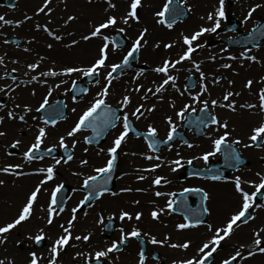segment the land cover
<instances>
[{
  "label": "rangeland",
  "instance_id": "obj_1",
  "mask_svg": "<svg viewBox=\"0 0 264 264\" xmlns=\"http://www.w3.org/2000/svg\"><path fill=\"white\" fill-rule=\"evenodd\" d=\"M1 1V0H0ZM73 0H50V3L48 4V8H51L52 11L50 13L47 12V10H45V12H37V9L42 7L44 4V0H17L16 5L13 8H7L5 7L2 2H0V6L3 7L2 11L0 12V16H3L4 19L6 21H12L11 24H7L4 23V21H0V58H2V63L6 62V58H9L11 54H9L10 52H13L16 54V56L22 60L23 62L26 63L27 65V69L31 71V73L29 74L30 77L29 79H26L25 81V85H27V87L33 84V80L32 77L36 76L37 80H41L44 81L43 79H46V76L41 75L44 72H47L48 70H54L57 73H63V69L67 68V67H78V68H82V69H87L91 63L94 62L95 59L98 58V51H99V47L100 45L102 46L103 44V38L97 42L96 47H95V55L93 57L92 60L83 62L84 67L80 66L82 65V62H76L74 60H70L68 62H64L62 64H60L59 68L56 70L55 68V63L51 62V60L47 61V55L51 54L54 52V49H42V48H36L33 47L31 45L32 42L36 41L37 38L40 37V35L42 36V38L52 41L54 44H56L57 46H59V42L63 39L65 42L64 43V48L65 49H73V52H77L80 48V45L84 42L83 39H81V37L83 35L87 33H89L93 27V25L99 24L101 22H103L108 15H115L117 16V24L113 25V26H109L107 29H102V33L104 36L108 37V43H109V49H108V55L110 53H115L116 54V58L114 59V61H112V63H107V65H111L113 63H117L119 60H121L123 58V55L126 54L127 49H129L130 45L134 42L137 33H140V31L143 28H138V30H136L133 35L132 38L126 34L123 35L126 39V45L125 47L121 48V49H114V47L111 45V36L116 33L119 32V28H122V26L124 25V23L122 22V20L120 19L123 15L126 14V11L128 10L129 7V0H125L123 2V4H120L119 6H116L114 9H109L105 12H103V14H98V16L96 17L95 20L90 21L88 20V17L86 15V6H90V5H95L91 0H79L83 5H85V9L83 12V9H79V13L78 10L75 6H71V2ZM76 1V0H75ZM107 0H104V3H106ZM182 0H178L179 3H181ZM239 0L234 1L233 3H229L227 0H225V4H227L228 6H232L235 2H237ZM144 2V0H141V3ZM183 2V1H182ZM145 3V2H144ZM168 3V0H160L158 2V12L159 11H163L164 10V5ZM107 5V4H105ZM106 8V7H105ZM162 8V9H161ZM143 4L138 7L137 9V13L140 17V12L143 10ZM74 16L76 17L74 20L69 21L67 24H65V21L67 20L68 16ZM77 15H79V19L77 18ZM10 16V17H8ZM30 17V19H25V17ZM35 18V21L33 20ZM261 18H264V15H261L258 17V19L256 20V23L251 26V28L249 29V31L245 32L241 29V23L238 21V19L234 16L231 15V17L228 18V23L230 22L231 19H235V21H237V24H239V30L241 33H245L248 34L251 32V30L258 24V22L260 21ZM161 18L159 17V20ZM187 18H185L183 21H185ZM16 21H20L19 24L16 23ZM140 21V20H139ZM178 22V23H182ZM134 22V23H140V22H136L133 20H130L129 23ZM88 23V25L90 24V28H88L86 30V24ZM227 23V25H228ZM160 27L163 28H168L166 24L164 23H157ZM177 23H174L173 25H175ZM37 25H41L40 28H37ZM47 26L52 32H55L57 35L61 36V40L57 41L56 39H54L53 36L49 35L48 32H45L43 29V26ZM67 25L68 28L70 30L67 31V33H64L61 29H63V26ZM142 26V24H140ZM226 25V26H227ZM19 26L21 27V29L23 30L22 33H13V34H6V28L10 27L11 29H18ZM223 27V26H222ZM225 27V26H224ZM221 28V27H220ZM31 29L33 30V33H31ZM121 33V32H119ZM121 34H125V32H122ZM216 43L215 41H209V42H202L199 43L202 45V47H200L199 49H203L205 48L208 51V55L207 60H205L206 62H210V63H216L217 65H215L213 68H210V70L213 71V73H211V79L212 82L217 78L220 77V80L218 83H213L215 86L216 85H221V83H224V85L222 84V86L224 87V89H215L212 87L208 88L207 86V92H204L201 94L200 99L202 100H207L209 102V112L211 115L216 116V118L221 121H227L228 124V128L224 129V128H220L218 124H214L213 126H210L206 131H205V135L201 138H194L191 134L185 133V137H187L188 144H191L192 147H189L188 144H185L183 142H176L175 148H171L167 147V148H163L161 150V152H159L158 154H152V159H154L152 162H149V156H143L142 154L140 156H129V146L128 143L124 144L123 148H120L118 150L119 153V163H118V169H121L124 162H126L128 160L129 157L131 158H136L138 159V162L132 164V165H136L135 168H138L139 166H146L148 168H152L151 171V184H152V189L150 192L151 195V203H147L146 205H144L146 207L145 210H142L140 208H136V211L131 212L130 210H128L127 208H118L119 212L118 214H120L121 210L124 211H128L130 213H135V212H141L142 216H147V217H151V213L153 211H157L158 212V218H160L159 220L161 221V214L162 212H160V209H164L167 211V202L169 203L171 201L172 198V194L174 193V189H170L167 188L165 185H163L165 182V173L164 171H172V167L176 166L175 164L172 163V161H176L179 160L180 161V165H182L183 163H188L189 160H191V165L193 166H199L200 168H205L208 166V164L210 162H215L217 163L219 160V154L218 152L215 153V155L209 156L208 160L205 161L202 157L205 153L207 152H214V146L212 141L216 138H218L220 135H223V133L225 131L229 132V136L227 137V140L229 143H231L233 140L239 139L241 141L240 144H233V146H235L239 152L241 153V155L245 158H247L245 151L249 149V151L252 152V158L251 159H247V166L240 168L239 170L232 172L230 174L227 175V178H224L222 180H220L219 182H212L211 180L205 179V180H199V188L203 189L206 192V188L203 186V184H208L210 187H212L214 189V191L217 193L218 197L221 199L224 196V193H226L227 195V199L225 200H221L220 201V206L222 207V211L220 213V211L218 210V216L216 219H214V222L212 224L213 226V231L215 230V228H222L225 226L226 222L228 221V219L238 210H240L241 207V195L240 193L236 192L235 190V180L234 178L239 176L241 178V187L247 191L250 195L251 193L256 191L255 188V184H258L260 182V176H258L257 174L254 173V175H249L246 172H249L250 170L254 169L255 170V166L257 162H260L261 164L258 166V171H256V173H260L261 175H264V144H260L259 148H256L254 146V144H252L251 140L249 139V137L252 135V129L255 127H258L260 125L261 122H264V110H261L259 107L260 101H259V95L260 92L259 90L261 88H264V82L261 85H258L255 89V91L253 90L251 95H246L245 93L242 92L241 88L243 86L246 85V82L248 81V76L246 73H242L239 74L238 70L233 67H223V65H225L226 61L227 64L229 65L228 62L231 61V59L229 58L230 56H232V49H229L225 46V44L223 43L224 40L230 39V38H235L237 35L235 34H224L221 29H218L216 32ZM64 36V37H63ZM35 39V40H34ZM12 40L17 41L18 43H13ZM62 40V41H63ZM72 40H77L78 43L73 45L71 43ZM7 41V42H6ZM197 43V42H196ZM159 45L158 47H161L162 49H167L164 47L165 44H172V42L167 41H160V40H156L154 42H152V46L154 47V49L157 47L156 45ZM181 46V48L179 49V54H177V58L179 57V55H181L183 53V51L186 48V45L184 44V42H180L179 44ZM157 47V48H158ZM9 48V49H8ZM152 49V48H151ZM215 52H214V51ZM251 52L248 53V56H255L257 58L256 61H251L249 59H245L244 56H241V53H244V50H239L237 52V57L238 60L241 61V63H246V65L253 69L254 71H257L258 73H264V41L259 44L258 46L254 47L253 49H250ZM257 50H260L258 53H255ZM213 51V52H212ZM139 53L140 50H139ZM195 54V53H194ZM194 54L191 56V64L192 61H198L201 60L199 57H197L196 59L194 58ZM215 57V59H210V57ZM196 57V56H195ZM163 60L164 57H160L157 61L155 60L154 63H152L151 65L148 66H137L135 67V70H138V72H132L134 70H132L131 72H129L131 74V79H132V87L131 89H135L137 88V86L140 87V85H138L137 83H135V80L138 79L139 75L141 74H145L148 71L151 72H155L154 69L158 66H162L163 64ZM37 64L38 67L36 69H30L28 67L29 64ZM199 64V63H198ZM193 65V64H192ZM263 67V69H262ZM41 68V69H40ZM11 69V67H10ZM108 70L109 68L106 66L105 70ZM171 69V68H170ZM169 69V70H170ZM261 69L263 71H261ZM180 71H187V69L185 70H180ZM238 72V73H237ZM15 71H1L0 70V84H7L8 86H4L3 91H0V95H3L2 92H5V95L0 96V117H5V120L7 119L9 122V124H13L15 127H19L22 128L23 130H30L32 125L35 123L36 120H38L41 124L42 127H47V125L45 126V124L42 123V119L40 118V116L36 115V110L39 107V105L41 103H43L45 98H36L34 99V91H30V89L28 91L26 90H21L19 89V85L18 83H14L16 81V75H15ZM157 73V72H156ZM225 74V76H223L222 74ZM227 73H229L231 75V77L228 78ZM76 74H78V76L76 77ZM162 74V76L158 79V81L156 82V84L154 86H156V88L162 84L163 79H164V75L163 73H159ZM71 75V76H70ZM74 75V76H73ZM83 74L81 72H73L71 74H68L67 80L65 81V83L67 84V82L69 81V79L76 80L79 78H81ZM51 76V75H50ZM184 76V74H183ZM190 76H194L196 78V80L198 79V84H196V86L189 90L185 87V79L190 77ZM197 75H193L192 73L189 74H185L184 77V81L180 82V85L176 83V86L178 87L179 91H178V95L181 96V92L184 93V98L182 99L181 102L178 103H174V104H170V103H166V104H162L164 102V96L162 94V91L159 92L158 94L155 95H151V102L149 103V105L147 106V108H151L153 105H155V108L151 111V112H159L160 109H163V107L165 105H167V110L169 112H171V116L174 118L173 121V125L175 126V129H179L181 128V125L177 124L178 121L183 120L185 114L189 113L192 111V109H196L195 113H197L201 108L202 105L199 102H193L192 97L197 95L198 93L201 92V88H200V82H201V77L199 76L196 77ZM13 77L15 79H13ZM52 79L55 76H51ZM257 77L259 78V81H262L261 78L262 76L257 75ZM235 78V80L233 79ZM227 80V81H226ZM229 81H232L231 84H229ZM234 82L238 83V86H233L232 84ZM114 83H112L111 85H113ZM24 85V86H25ZM179 85V86H178ZM71 86V84H70ZM8 87V89H7ZM65 87V86H63ZM153 86L148 85L147 86V90L151 89ZM246 87V86H245ZM51 88H44L43 92H47L49 91ZM111 89V88H109ZM177 89V88H175ZM210 89V91H209ZM234 89L239 93L240 96V101L236 100V95H233L232 97H230V100H234L235 101V111L240 110V112L244 113V112H248V111H254L252 114H256L255 116V120L256 123L248 130H243L240 133L236 134V132H234V129H236L238 127V123H240L238 117L234 118H230L229 116H227L226 119H222L224 118V115H221V113L219 112L218 108V104L221 105H226L228 103V101H224L223 100V96L225 95V93L227 91H231L234 94L236 93L235 91L231 90ZM66 89H63L62 93L65 91ZM27 92V94H32V99L26 101V97H25V93ZM42 92V93H43ZM148 92V91H147ZM17 93V94H16ZM189 93H191V95H189ZM213 93H216L213 95ZM45 94V93H44ZM24 95V96H23ZM211 95V96H210ZM4 96H6V98H4ZM42 96V95H41ZM124 96H126L125 94H123V98ZM7 97L9 98V100H11L12 98V103H8L7 101ZM11 97V98H10ZM58 97V96H57ZM61 99H65L62 98V96L60 97ZM105 98V97H104ZM20 99V100H19ZM34 99V100H33ZM73 101L74 103L76 102V100H72L71 97L67 96V100ZM98 99L96 95H92L89 97V99L85 102L83 101H78L77 100V104L75 105V107L72 109L74 112L71 114V119H69V122L66 126V136H67V132L70 131L72 129V124L74 119L76 118V116L82 112L84 113L88 107L91 106V104ZM181 100V99H180ZM211 100H217L218 104L217 106H213L211 104ZM85 103V104H84ZM111 103V102H108ZM188 104L190 105V107L188 108L187 111L184 112L183 117L178 116L177 113L180 112L181 109L184 108V105ZM246 104H253L256 105V107L254 108H248V107H241V105H246ZM8 106H10L11 108H13V110L15 109L19 111V113L15 112V114L10 118L8 116V113H6V110L8 109ZM25 106H27L28 109H30V113H31V119L32 122H29V124L27 126H23V122L19 119L20 115H23V110L25 109ZM139 106V104L136 102L134 104H132V106L130 107L129 111L130 113H132L133 108H137ZM221 107V106H220ZM78 108V110H77ZM223 110H227V111H232V109L227 108V107H222ZM122 110V109H121ZM26 111V110H24ZM28 111V110H27ZM143 111V110H142ZM238 112V111H237ZM5 120L3 119L2 121H0V132H4L5 135L1 136L3 138H6L8 133H12L13 135L9 136L8 141H6V144L8 147H6V150H8L9 145H13L14 146V142L15 141H20L19 144H16L15 147L18 148L19 150H22V152H26L28 150L29 147H31V145L33 143H35V137L36 135H38L39 130L36 131L35 136H33V132L32 130L29 131L26 134H30V137H22L20 134H15L13 132H10L11 129L9 127L8 124L5 123ZM166 127L163 130V132L160 134L159 131L157 130L156 136L157 138H159L160 140H164L167 138V134L170 131L171 126L168 123V120L166 118ZM61 123V122H59ZM136 125V124H135ZM151 125L153 127H156V125L152 122H145L142 125H136V127L143 132H148V126ZM54 126H51L50 128H53ZM121 126L118 127V129L116 130V133H119ZM38 129H40V127H38ZM50 136L49 132H46V135ZM59 135V134H58ZM58 135L52 136L50 138H46L45 137V141L41 143L40 147L42 149L44 148H52L54 146V149L57 150L59 152L58 155V159L61 158V152L63 149H68L71 152V156L73 157V149L71 146V143L66 141L65 139V145L66 147H61L60 146V138L58 137ZM264 135V134H262ZM115 136H110L108 139L105 140V142L102 144L104 150L108 149L112 142L114 141ZM131 139L134 140V138H132L131 136H129ZM22 138V139H19ZM86 137H84V143H86ZM58 140V143H57ZM139 142V145L141 147V149L144 148V150L146 151L147 149V145H145L142 141H137ZM138 144V143H137ZM252 144V146L250 147H245V145H249ZM173 145V144H172ZM21 147V149H20ZM2 150L3 148H5L4 146H1ZM183 149L182 152H180V149ZM188 150H192L193 153L187 154L186 151ZM163 151H167L165 153V155L161 154ZM134 152V151H133ZM171 152H173L172 154H170ZM7 154H10L8 152H6ZM170 154V155H169ZM14 155V154H11ZM159 156L160 159H156L155 157ZM193 157H196V159H193ZM140 158V159H139ZM144 158V159H142ZM24 159L25 156H24ZM56 159V158H53ZM26 161H28L26 159ZM158 161V162H157ZM30 162V161H29ZM103 163V160L97 164V166H100ZM1 168L7 166V165H12L10 163H5L2 162L0 163ZM72 164V163H71ZM189 164V163H188ZM17 165V164H16ZM154 165H159V167H155L153 169ZM61 169V167H59ZM71 167H66V169H70ZM59 169V170H60ZM12 172V173H11ZM11 172L5 173L0 171V180H2L4 183V185H13V181L15 179H17V175L15 174L16 172H14L13 170ZM246 173V174H245ZM159 176L162 177V181L159 185L154 184L153 181L155 180V178ZM227 180V182H226ZM56 183H59L58 181ZM34 185V184H33ZM33 186H29L26 189H28L27 191H23L25 193H23V200L25 201L27 199V197L29 196V191L31 192V188ZM51 187V186H50ZM135 188V185H134ZM127 189V188H124ZM138 188H135L133 191H135L136 193H139V191L137 190ZM261 191L264 192V188L261 189ZM160 192L162 193V195L157 196L156 193ZM232 194H234L235 196H233ZM80 197V196H79ZM78 197V198H79ZM77 198V199H78ZM80 200V198H79ZM155 200H159L162 201L163 200V206L160 203L159 208L155 206V204L152 202ZM209 200V197H208ZM234 200V201H233ZM208 203V202H207ZM136 204V203H135ZM150 205V206H149ZM250 208L249 210L251 211L252 214V219H250V221L247 224H240L239 227L234 226V230L231 233V235L227 238H225L224 241L221 242V246L218 248V250L213 253L212 255V261L209 264H220L222 263L223 260L228 259L230 256L235 254V251L239 248L240 245H244L245 248L241 249L242 255H244L246 257L247 251L251 250L253 252H255V255L252 257H247L245 259H240L237 258L236 260V264H264V253H260L258 251H256V247H255V240L257 238L260 239L261 243L260 246H264V241H262L261 233L264 232V199L262 200V202H255L254 198L252 201H250ZM209 206V204H208ZM209 208V207H208ZM110 212V211H108ZM150 212V214H149ZM168 212V211H167ZM100 216V217H99ZM46 217V215H45ZM78 217H85V212H80L78 213ZM101 217H103V223H100V219ZM176 219L172 220L170 219V221L173 223V226L175 228V230L179 233L183 232L179 238L173 239L172 236L169 232H165L164 230L161 231H155V236L157 240H164L165 237H168V241L165 244H155L156 246L151 250V251H146L145 249V259H148L146 261H150L152 264H173V262L175 261L176 263H180L181 261L185 260V259H190L193 257L199 258L200 253L198 252V248L202 245L203 242L207 241L212 235L213 232H210L207 228V232L205 236H202L200 234V229L202 227H204V225H208L206 222L197 228L194 229H190V230H186V229H178L177 225L182 223L183 220L180 217L175 216ZM158 218H157V222H158ZM64 221L62 220L60 223H62L63 225L67 226L69 218L68 216H64L63 217ZM88 217H86L84 220H87ZM95 221L98 223L99 229L100 231H104V225L106 224L108 219H113L114 224H113V230L120 228V237H121V229H123V234L127 235V233H129L133 227H136L135 225H128V226H124V225H116V219L114 218L113 214H109V213H101L98 214L95 218ZM127 219V218H126ZM45 220V218H44ZM12 220L9 221H5L3 224L1 223L0 226H3L4 224L11 222ZM67 222V223H66ZM158 225V224H157ZM162 226V224H161ZM167 223H164L162 228H166ZM18 227H20L21 229L23 228V226L18 225ZM32 227V226H31ZM29 228L31 230L29 231H24L22 232L23 234L18 235V234H13V236L15 238H18L19 241L17 244H13L12 247L13 250H19L20 247L24 248L25 246H29V250L28 252H40V251H47L48 255H50V259L52 257V253H51V247L54 243V241L61 235H64L65 233L63 232V228L58 231L53 233V235H44V239L43 241L45 242V245H43V248H35V240L30 238V237H35L36 235L40 234V230L42 229L41 227H37V225H35L33 228ZM37 227V228H36ZM251 227V229H250ZM118 230V229H117ZM154 230H156V228H154ZM77 231L72 232V238H70L68 245L71 244L72 240L74 239L75 236H83L85 234H88L86 232H82L80 234L76 233ZM8 234V233H7ZM75 234V235H74ZM16 235V236H15ZM8 236V235H7ZM103 237L106 239L105 242H103L101 244L102 247H89L86 249H83L82 252L84 253L83 257L79 256L82 261L81 263L75 259L74 261H71L72 264H97V261L95 259V252L96 251H100L103 250L104 248L110 246L112 241H119V239L117 237H112L111 233H107L104 234L103 233ZM136 238V237H135ZM50 239V240H49ZM82 240V239H81ZM80 240V241H81ZM129 241H133L134 243H137V241H135L134 237H128ZM22 241H25V243H23ZM83 241V240H82ZM184 241H190V246L187 249H182V248H173L170 247V244H179L182 243ZM126 244V242H125ZM68 245H65L62 249L58 248V255L56 257V261L55 264H59L60 261H62L64 259V249L68 247ZM119 245V244H118ZM67 246V247H66ZM120 247H123L124 245H119ZM146 248V245H145ZM66 252V251H65ZM174 252H176L174 254ZM178 252H181V254H177ZM78 252H75V254H77ZM112 253H114L115 256L110 255L109 254V258L110 260H117L119 261V259L117 258V255H119L118 251H113ZM117 253V254H116ZM156 254V257H154V255ZM39 256V254L37 255ZM139 251L138 253L134 256V262L136 264H139ZM29 254L23 256L22 258V263L21 264H28L29 262ZM43 260L41 261L39 259L40 264H49V260ZM145 261V262H146ZM113 262V261H112ZM101 264H105L104 262V258L101 261Z\"/></svg>",
  "mask_w": 264,
  "mask_h": 264
},
{
  "label": "bare ground",
  "instance_id": "obj_2",
  "mask_svg": "<svg viewBox=\"0 0 264 264\" xmlns=\"http://www.w3.org/2000/svg\"><path fill=\"white\" fill-rule=\"evenodd\" d=\"M95 5H90V6H86V15L88 17L89 22L93 21L96 19V17L98 16V14H103V12L109 10L110 8H108L107 1L106 3H104V0H91ZM125 0H112L113 3H115L116 6H119L120 4H123ZM160 0H144V2L141 3V5L143 4V10L140 12V23H134L131 22L128 25H123L122 28L125 29V34H128L131 38L133 33L138 30V28H147L148 32L145 34L144 39L141 41L142 43V47L140 48V52L137 54V64L140 66H148L151 65L152 63H154V61L158 60L160 57H165L168 58L170 60H175L178 54V51L180 49V42H183V36L188 35L190 36L193 32L199 30V28L201 26L203 27H209L212 25L213 21H209L207 19L208 14L214 13L218 8H219V0H182L181 3L182 5L186 8L187 12H188V16L187 19L185 21H183L182 23H177L175 25H173L172 28H163L160 27L157 23L159 21V17H157L155 14L158 12L159 6H158V2ZM261 5V7L256 8L255 11L252 13L251 17L249 19H245V17L248 15L249 9L253 8L255 5ZM78 7V13H79V9H85V5H83L79 0H73L71 2V6H75ZM106 7V8H105ZM224 8H225V17L221 20V27L226 25L228 23V18L232 16L236 17L238 19V21L241 23V29L245 32L249 31V29L251 28V26H253L256 23V20L258 19L259 16L264 15V0H239L237 2H235L232 6H228L227 4H224ZM162 9V8H161ZM10 17V16H8ZM79 15H77V18L79 19ZM81 18V17H80ZM35 21V18L33 19ZM142 24V26L140 25ZM90 28V24L88 25V23L86 24V30ZM64 33H67L68 30H70L68 28L67 25L63 26V29H61ZM92 30V29H91ZM22 29L18 28V29H11L10 27L6 28V34H13V33H22ZM33 33V30L31 29V33ZM90 33V32H89ZM86 32L85 35L89 34ZM132 34V35H131ZM64 37V36H63ZM100 38L102 39L101 36H97V37H92L89 40L85 41L80 45V49L77 52H73V49H65L64 48V43L65 42L63 39V41L61 40L59 42V46H57L56 44H54L52 41L46 40L44 38H42V36L40 35L39 38L36 39V41L32 42L31 45L33 47L36 48H42V49H54V52L51 54L47 55V61L51 60V62L55 63V68L54 69H58L60 64L62 63H66L68 61H70L71 59L76 61V62H82V67L86 66L83 64V62L92 60L94 55H95V47L97 42L100 40ZM35 40V39H34ZM156 40H160V41H169L172 42V47L169 48L168 50L162 49L161 47H156L154 49V47L151 45L152 42L156 41ZM217 37L215 33H211V32H206L204 33L202 36H200L198 38L197 43H202V42H209V41H215L216 43ZM146 41V43L144 42ZM48 45H51V47H48ZM101 47V45H100ZM99 47V48H100ZM152 48V49H151ZM9 49V48H8ZM233 50V54L232 56H230L229 58L231 59L229 63L230 67L235 68V70L237 69L239 74L242 73H248V80H252L253 84L251 85V87H245L243 86L241 88L242 92L245 93L246 95H251L253 90L255 91L256 87L258 85H261L264 82V73H258L257 71H254L253 69L249 68L246 63H241V61L238 60L237 57V52L238 49H232ZM214 51V50H213ZM212 51V52H213ZM260 50H257L255 53H258ZM215 52V51H214ZM9 54L10 57L6 58V62H4L3 64H0V70L1 71H7L10 70L12 71V69H15V75H16V81L14 83H18L20 84L18 87L21 90H26L28 91L30 89V91H34V97L32 96V94H27V92L24 94L26 97V101L32 99V97L34 99L39 98V97H43L44 93L43 89L48 87L51 88L50 90H52V94H51V98L49 99H54L55 97H59V96H66L65 95V91L62 93L63 89L68 88V85L70 84V81L72 79H69V81L67 82V84L65 83V81L67 80L68 74H59L56 75L53 79L50 75L46 76V79H43L44 81L41 80H33V84L30 85V87L27 85H25L24 83L26 82V79H29L30 77V73L31 71L27 69V65L25 62H23L22 60H20L15 53L10 52ZM208 55V51L203 48V49H198V54H196V58L199 57L201 60L198 61L199 63V67H200V71H202L204 73V80L203 83L208 86V88L212 87L219 90V89H224V87L222 86V84L224 85V83H221V85H214L211 79V73H213L212 70H210V68H213L215 65H217L215 62L214 63H210V62H206L205 60H207V56ZM108 60L106 61V63H112V61H114V59L116 58V54L115 53H110L108 55ZM232 57H235V59H233ZM227 64V61L225 62ZM148 64V65H147ZM11 67V69H10ZM229 67V68H230ZM191 69V72L194 74H199L200 72L196 71V69L194 67H192L191 61L187 62V61H182L180 64L176 65L175 69H172V73L175 75L176 77V83L180 84V81L184 78L185 76V71H180V70H185V69ZM263 69V67H262ZM261 69V71H263ZM105 67L100 68L99 73L97 74V80H99V83L97 85L96 88H94L93 86H90V90L87 93V95H84L82 97H80V101H87L89 99L90 96L95 95L100 82L102 81V77L105 74ZM237 72V73H238ZM83 74V73H82ZM184 74V76H183ZM223 76H225V74H222ZM257 75H261L262 81H259V78L257 77ZM74 76V75H73ZM78 76V74H76V77ZM228 78L231 77V75L229 73H227ZM161 77V74L156 73V72H151L148 71L145 74H141V76L139 77V81L141 83H145L147 85H151L153 86L151 88L152 92H147L146 87H144L143 90H140L139 92L136 91L135 89H131V85H132V79H131V74L127 73L124 75V77H122L120 80H117L114 82V84L111 86V89L108 93L107 99L106 101H110V102H114L115 104H117L118 106L121 105V102L123 100V94H127L128 97L130 98V103L124 107V111L123 113H127L128 114V110L131 106L132 103L134 102H140L142 103V105H144L143 108H147V106L149 105V103L151 102V95L153 93L158 94L155 90H156V86H154L156 84V82L158 81V79ZM235 80V78H233ZM81 80V79H80ZM227 81V80H226ZM83 82V81H81ZM25 85V86H24ZM58 85V86H57ZM233 86H238L237 82H234L232 84ZM4 86H8L7 84H0V91L3 90ZM10 86V85H9ZM8 86V87H9ZM65 86V87H63ZM172 85H169L167 88H165L162 91V94L164 96V102L162 104H166L167 102L170 104H176L178 102H181L182 99L184 98L183 95L179 96L178 95V87L177 89H174L172 87H170ZM179 86V85H178ZM7 87V89H8ZM233 91H235L236 93H238L236 90L231 89ZM6 92V90H3ZM210 91V89H209ZM5 92H2L3 95H5ZM43 92V93H42ZM48 92V91H47ZM46 92V93H47ZM211 92V91H210ZM17 94V93H16ZM153 94V95H155ZM213 93L212 96H214ZM0 95V96H3ZM23 95V96H24ZM42 95V96H41ZM211 96V95H210ZM146 97V98H145ZM1 98V97H0ZM4 98H6V96H4ZM11 98V97H10ZM66 98V97H65ZM236 100L240 101V96L236 95ZM13 99V98H12ZM12 99L9 100V98L7 97V101L8 103H12ZM33 99V100H34ZM181 99V100H180ZM20 100V99H19ZM65 106H66V119L65 121L58 123L55 125L54 128L52 129H48V128H44L45 132H49L50 136L47 134L45 137L46 138H50L52 136L58 135V137L60 138L61 136H63L66 141L71 143V146L74 150L73 154H74V158L75 160H73L72 163V169L70 170H66L64 169L65 172L62 171L63 168H58L55 167L54 168V174H58L59 177H61L62 179L60 180L62 182V184H69L70 186V199H69V204L71 205L72 200H74L75 198H77L79 196V192L76 189L80 183V181L82 180V178H86L87 176H90L92 174V167L94 166V164H96L97 162H99L102 159L103 156V150L102 148H97L95 149L94 147H89V149L87 151L84 150V148L82 147V139H83V135L81 134H77L75 133L74 136L72 137H68L66 136V126L69 122V119H71V114L74 112L72 109L75 107L74 104L65 101ZM85 104V103H84ZM221 104H218V108L219 112L221 113V115H224V118L222 119H226L227 116H229L230 118H240L239 121L240 123H238V127L236 129H234V132H236V134L240 133L243 130H248L250 129L255 123V116L256 114H252L254 111H248V112H240V110L237 111H227V110H223L222 106L220 107ZM25 110V109H24ZM23 110V116H24V120L23 122V126H27L29 124V122H32L31 119V113L30 110L28 111H24ZM78 110V108H77ZM12 112L13 115L15 114V112L19 113L18 110L15 111V109L13 110V108H11L10 106H8V109L6 110V113ZM171 112H169L167 110V105H165L163 107V109H160L159 112L155 113V112H148V111H144V116H141V118L139 119H135V123L138 125H142L145 122H149V123H154L157 127V130L159 131V133L161 134L163 132V130L166 127V118L171 117L172 120L174 119L171 114ZM129 115V114H128ZM5 120V117L3 118ZM9 122L7 119L5 120V123L9 125L11 131L15 134H20L22 137H30V134H26L29 131L32 130L33 132V136H35L36 131H38V127H42L40 122L38 120L35 121V123L32 125L31 129L28 131L26 129H22L19 127H15L13 124H9L7 123ZM177 124H180V121H178ZM13 135L12 133H8L6 138H3L0 136V144H6V141H8L9 136ZM45 137H44V141H45ZM22 139V138H19ZM58 143V140H57ZM134 146L135 149L137 150H142L139 142L138 144L136 143ZM173 146V147H172ZM172 148H175V145H172ZM171 148V149H172ZM134 147H132L129 151V156H131V154L133 156L136 155L135 152H133ZM144 151V150H143ZM183 149H180V152H182ZM167 152V151H166ZM165 151H163L161 154L165 155L166 153ZM173 152H171L170 154H172ZM186 153H190V151H186ZM246 153V157L247 159H251L252 158V152L248 150L245 151ZM169 154V155H170ZM0 155H2V153L0 152ZM20 156V158H19ZM19 156L17 157H11V159H8L7 162L13 163V164H17V165H22L21 168H14L13 171L14 172H21L25 175H22L20 178H17L13 181V185L9 186L8 185H4V184H0V224L4 223L5 221H9V220H13L18 213L20 212V210L22 209L23 205L26 203L23 200V191H27L28 189H26L29 186H33V184L37 181L38 176L36 174H34L35 172H38L37 170L40 168H45V167H49L51 165H47V162L45 161H41L40 163H31L29 161H26L25 159H23V154L20 152ZM7 157V156H6ZM0 156V163L4 162L7 158ZM81 160H86L87 163L86 164H81ZM153 161V159H152ZM6 162V163H7ZM138 162V159L131 158L129 157L128 160L126 161L127 164V168L125 169H121L120 172L124 173V176H118L116 178L115 181V187L114 190L112 191V193H115V195H113L112 193L109 195H106L105 197L101 198V200L96 203L92 209L90 210V217H88L87 220H78L76 219L72 230L73 231H77V234L80 233H91V237L89 239V241H80V240H76L73 239L71 244L68 245L67 248L64 249L63 253H64V259L62 261H60L59 264H72L71 261H74L75 259H77V255L75 254V252L78 253H83L82 250L89 248V247H102L101 244L103 242H105V238L103 237V233H101L99 231V227L98 224L96 223V221L94 220V216H96L98 213L100 212H107L110 211V213H114L115 216L116 214L119 212L118 208H127L128 210H130L131 212L136 211V208H140L142 210H145L146 207L144 205H146L147 203H151V189H152V184L151 182V175L150 173L147 174L143 180L142 183H138L134 181V176L137 175L139 172L136 171L134 169V167L136 165H132L134 163ZM260 162L256 163L255 166V170L252 169L249 172H246L249 175H254L257 174L256 171H258V166L260 165ZM1 165V164H0ZM68 165V164H67ZM70 166V165H68ZM63 167V166H60ZM1 168V166H0ZM65 168V167H64ZM60 169V170H59ZM35 171V172H34ZM165 176H167V180H169V187H173L176 186L178 184H180V177L174 175L171 172L168 171H164ZM245 173V174H246ZM88 174V175H87ZM87 175V176H86ZM81 178V180H80ZM198 184V183H196ZM40 185V192L37 195V199L34 202V204L38 203L36 205V207H32V213L31 216L28 220L21 222V226H23V228L21 229L20 227L16 226L14 229L10 230L8 234H0V235H8L7 236V241L4 244H0V259H3L6 261V264H8V262H12V264H21L22 263V258L23 256L29 254L28 250H29V246H25L24 248L20 247L19 250H13L12 247L13 244H17L19 239L15 238L13 236V234H18L21 235L23 234L22 232L24 231H29L31 229H29L31 226V228H33L35 225H37V227H41L43 229V233L44 235H53L54 232H58L62 229L61 224L59 223H53L52 225L47 224L46 221L43 220V213H44V205H43V201H45V195H46V181H44L43 184H41V182L36 183L37 186ZM136 185L138 187H143V193L141 194H136L133 191V186ZM199 185V184H198ZM203 186L206 188V193H208V197L209 200L207 201V205L206 207L209 209L208 211V216H207V220L206 223L207 224H213L214 219L217 218L218 216V210L222 211V207L220 206V201L221 200H225L226 201V193H224V196L220 199L217 195V193L214 191V189L212 187H210L208 184H203ZM124 188H129L131 189V191H128L127 195L121 194L120 191L121 189ZM130 192V193H129ZM30 193V191L28 192ZM45 193V194H44ZM233 196H235L234 194H232ZM138 201V203L135 204V202ZM234 201V200H233ZM162 201L159 200H155L152 202V204L154 203L156 207L159 208L160 203ZM209 204V206H208ZM40 205H42V209H40ZM69 205V206H70ZM162 205V203H161ZM150 206V205H149ZM65 211H69L68 205L65 208ZM96 213V214H95ZM95 214V215H94ZM150 214V212H149ZM160 218H158V222L157 219H153V217H147L142 216L140 218V220H136L134 218V214H133V219L132 220H128V219H124L123 221H121L119 218H116L117 223H120L124 226H128L130 224L135 225L137 228L140 229L141 231V236L144 237L146 243H147V247L150 250H152L156 245L153 244L151 242V238L153 236H155V231H161L164 230L166 233L169 232L172 236L173 239L179 238L180 236H182L181 233L177 232L173 226V223L170 221V219L174 220L176 219L175 216L170 215L167 212H162L161 214V221L159 220ZM167 223L166 228H162L163 224ZM158 224V225H157ZM162 224V226H161ZM64 226V225H63ZM36 227V228H37ZM154 228H156V230H154ZM251 229V227H250ZM80 232V233H79ZM207 232V225L204 227H202L200 229V234L202 236H205ZM145 233H147V235H145ZM117 232L113 231L111 236L112 237H116L117 236ZM75 235V234H74ZM16 236V235H15ZM156 237V236H155ZM262 241H264V232L261 233ZM50 240V239H49ZM23 243H25V241H22ZM66 251V252H65ZM137 252V246L133 241H129L126 244V247H124V249L121 251V253H119V255H117V258L119 259V261L117 260H110L108 259V257L104 258V262L105 264H136L134 262V256ZM176 252H174L175 254ZM39 254V259L41 261H45L47 259H50V255H48L47 251H40L37 252V255ZM177 254H181V252H178ZM113 255V254H110ZM83 257V255H81ZM114 256V255H113ZM38 259V264H40ZM80 263L82 261V259L78 256L77 259ZM113 261V262H112ZM21 262V263H20ZM145 264H152L150 261H146Z\"/></svg>",
  "mask_w": 264,
  "mask_h": 264
},
{
  "label": "snow or ice",
  "instance_id": "obj_3",
  "mask_svg": "<svg viewBox=\"0 0 264 264\" xmlns=\"http://www.w3.org/2000/svg\"><path fill=\"white\" fill-rule=\"evenodd\" d=\"M50 3V0H44V4L42 7L37 9V12H45V10H47L48 13H50L52 11L51 8H48V4ZM172 3V0H168V3H166L164 5V10L163 11H159L157 12L155 15L157 17H160L161 19L158 21L159 23H165V20L163 19L165 17V14L169 11H171L172 13V22H168L167 23V27L168 28H172L173 27V23L175 22L176 17L180 16L183 14V9L182 8H176V9H170L169 5ZM224 4H225V0H219V8L214 12V13H209L207 16V19L209 21H213L212 25L209 27H203L201 26L199 28V30L193 32L190 36L185 35L183 36V42L184 44L187 46L186 49L183 51V53L181 55H179L178 59L175 60H169V59H165L163 61L162 66H158L154 69L155 72L157 73H163L164 74V79L162 84H160L157 88H156V92H161L164 90V85L169 84V82H172V87H176L175 84V80L176 77L169 74V69H175L176 65L180 64L182 61L184 60H191V56L192 53L196 50V48H200L202 47L201 44H195L194 46V42L198 40V38L200 36H202L204 33L206 32H211V33H215L217 31V29H219L221 27V20L225 17L226 13H225V8H224ZM107 5L108 8L110 9H114L116 7L115 3L112 2V0H107ZM141 6V0H129V7L128 10L126 11V14L123 15L120 19L122 20V22L125 25L129 24L130 20L139 22L140 17L137 13V9L138 7ZM261 7V5L257 4L255 5L253 8L249 9L248 15L245 17V19H249L252 15V13L255 11L256 8ZM76 17L74 16H68L67 20L65 21V24H67L69 21L74 20ZM25 19H30V17H25ZM0 21H4V23L7 24H11L12 21H6L4 19L3 16H0ZM17 24L20 23V21H16ZM117 24V16L115 15H108L107 18L96 25H93L92 30L90 31L89 34L87 35H83L81 37V39L87 41L92 37H97V36H101L103 38V44L102 46L99 48L98 51V58L94 60V62L91 64V66H89L86 70L82 69V68H78V67H67L65 69H63V73L64 74H71L73 72H81L86 76L89 75H94V74H98L100 68L102 67H110L111 71L107 72V75L105 77V79L107 80V84L110 85L113 79V73L116 72L118 69H122L124 67H126L129 63V58L132 57L134 55V53L139 52L140 48L143 46L141 41L144 39L145 34L148 32L147 28H143L138 37L136 38V40L131 44L130 50L127 52V54L124 56L123 60L121 63L119 64H111V65H106V61L108 59V49H109V43H108V37L104 36L102 33V29H107L109 26H113ZM41 25H37V28H40ZM43 29L45 32H48L49 35L53 36L54 39H56L57 41L61 40V36L57 35L55 32H52L46 25L43 26ZM125 29L124 28H119V32H124ZM264 34V33H262ZM7 42V41H6ZM146 43V41H144ZM71 43L73 45L77 44L78 41L77 40H72ZM157 47L159 46L158 44L156 45ZM173 45L172 44H165L164 47L165 48H171ZM48 47H51V45H48ZM241 56H244V53H241ZM233 59H235V57H232ZM247 59L251 60V61H256L257 58L255 56H247ZM210 59H215V57H210ZM2 58H0V63H2ZM193 67L196 68V71L200 72V77H201V82H200V88H201V92L198 93L197 95L193 96V102H199L202 105V108L200 109L201 112H205L208 108H209V102L207 100H202L200 99V96L202 93L207 92V86L203 83L204 80V73L202 71H200V67L199 64L196 61H192ZM28 67L30 69H36L38 67L37 64L33 63V64H29ZM223 67L227 68L230 67V65L225 64L223 65ZM13 71H15V69H13ZM41 75L44 76H56L58 75V73L54 70H48L47 72L42 73ZM13 79H15L13 77ZM36 76L32 77V80H35ZM264 79V78H262ZM220 80V77H217L213 83H218ZM96 83H99V80L96 81ZM232 81H229V84H231ZM253 84L252 80H248L246 82V87H251V85ZM58 86V85H57ZM195 86V85H193ZM140 87L137 86L136 91H139ZM85 91H87V89H85ZM148 92H152L151 89L147 90ZM177 91H179V89H177ZM260 95H259V107L261 110H264V88H261L259 90ZM108 93V87L107 85L104 87L103 91L98 93L97 95L100 97L99 99H96L90 107H88V109L83 113V115L80 116L79 121L75 124L74 127H72V129L70 131L67 132V136L68 137H72L75 135L76 132H78L82 127L84 126H90V127H99V126H107V125H111L112 127H116V123L115 121H119L121 118L116 114V110L112 109L111 107H109L108 105L105 104V100L103 99V97H105ZM155 94V93H153ZM181 95H184L183 92L180 93ZM189 95H191V93H189ZM233 95H239V93H233L231 91H227L225 93V95L223 96V100L224 101H228V103L226 105H220L222 107H227L232 109L233 111H235V101L234 100H230L229 98L232 97ZM146 98V97H145ZM130 98L128 96H124L122 102H121V107H126L129 103H130ZM48 103L47 98L44 99L43 103L40 104V109H43L45 107V105ZM211 104L213 106H217L218 101L217 100H211ZM103 107L104 112V120L101 122V125H97V121L100 119V116L97 115L98 109H101ZM144 107V105H140L138 106L135 111L132 113L133 116H135L137 119H139L141 116H144V111H141V109ZM190 107V105L185 104L184 108L180 110V112L177 113L178 116L183 117L184 112L188 110V108ZM241 107H248V108H254L256 107V105L253 104H246V105H241ZM155 108V105H153L151 108L146 109V111L151 112L153 109ZM25 110H30L27 108V106H25ZM196 109H192V111H195ZM8 116L11 118L13 116L12 112L8 113ZM19 119L21 121L24 120V116L20 115ZM3 120V117H0V121ZM169 125L171 126L170 131L167 134V139L164 141H160L156 138V133H157V129L151 125L148 126V132L146 134V139L149 140V144L148 147L153 150L156 151V145L160 144V143H164L167 144L169 141L173 140L174 138V133L176 131L175 126L173 125V121L171 117L167 118ZM211 124H218L220 128H224L227 129L228 128V124L227 121L221 122L219 121L216 116L214 115H210V116H201L199 118V122L203 123V124H207V122H209ZM53 123H55V121H52ZM122 131L119 132V134L116 136V138L113 141V146L108 148V153L110 154V158L107 160V163L104 167H100V168H96L95 171L97 174H106V173H110L113 169V167L115 166V161H116V154H117V150L121 147L122 142L127 138L128 134L130 131H132V126L130 124L129 118H128V114L125 113L123 116V124H122ZM99 134V133H97ZM264 122H261L260 125L258 127H255L252 129V135L249 137V139L251 140L252 144H255L257 146H259L260 144H264ZM5 135L4 132H0V136ZM46 136V132L45 129L43 127H41L39 129V133L38 135H36L35 137V143H33L31 145V147L28 148L27 152L24 153V156L27 160L31 161L34 158L33 155V151L34 150H39L40 149V145L43 142V138ZM229 136V132L225 131L223 133V135H220L218 138L214 139L212 141L213 146L215 151L214 152H207L203 155V159L205 161L208 160L209 156L215 155L216 152H220L222 150V147L224 148V155H225V159L226 160H231V161H236L238 162L240 160V153L237 151L236 148L232 147L233 144H240L241 141L239 139L233 140L231 143L228 142L227 137ZM87 142L88 138H85ZM20 141H15L14 142V146L16 144H19ZM185 143H187V141H185ZM252 144L249 145H245V147H250L252 146ZM60 146L61 147H66L65 145V138L63 136L60 137ZM189 147H192L191 144H188ZM54 150V146L52 148H48L47 152L50 154L52 151ZM85 151H87V149H85ZM35 158H41V157H35ZM149 159H152L153 157L149 156ZM156 159H160L159 156L155 157ZM72 159L71 155L67 156V159L64 160V163H67L69 160ZM193 159H196V157H193ZM191 160L188 161L189 164H191ZM56 164H60L61 160L57 159L55 161ZM87 161L86 160H81V164H86ZM173 164H175L177 167L180 166V161L176 160V161H172ZM22 165H7L3 168H0V171L8 173L10 171H12L14 168H21ZM155 167H159V165H154L153 169ZM175 170V169H173ZM38 172H47V176H46V180H50L53 177V167L49 166L47 169L45 168H40L37 170ZM16 175H22L23 173L21 172H16ZM258 176H260V182L258 184H255V188L256 191L251 193V195L245 191L242 187H241V178L239 176L235 177V190L236 192L240 193L241 195V207L240 210H238L237 212H235L226 222L225 226L222 228H215V230L213 231V226L211 224L207 225V228L210 232H213V235L205 242L202 243V245L198 248V252L200 253L199 258L193 257L190 259H185L183 261L180 262V264H206L207 259L209 257H211L213 255V253H215L218 248L221 246V242L225 240V238L229 237L231 235V233L234 230V226L239 227L240 223H247L249 219H252L251 216L248 215V209L250 208V201L253 200V197H255L262 188H264V175H261L260 173H257ZM110 178V177H109ZM212 179L215 180H219L221 179L220 176L218 175H214L211 177ZM138 179H144L143 176L138 177ZM162 177L157 176L155 178V180L153 181L154 184L159 185L162 181ZM97 177L96 176H90L88 177L87 180H85V185L89 184V181H96ZM165 183H167V180H164ZM4 182L2 180H0V184H3ZM44 181H41V184H43ZM104 183H107V179L104 181ZM62 187V186H60ZM92 189L94 190L93 192L89 193V196L85 198V201L90 199L91 196L93 194H99L102 195L104 192H108L109 189L107 187H103L100 188L99 193L95 192V189L98 187L96 184H92L91 185ZM41 188L40 185H37L36 188L31 191L30 195L27 197L26 203L23 205L22 209L20 210V212L18 213V215L11 221L8 222L6 224H4L3 226H0V234H7L9 233L10 230L14 229L16 226L20 225L21 222L26 221L30 218L31 213H32V207L34 202L37 199V194L38 192H40ZM60 190V188L58 187L55 191L52 192L51 196V204L48 206V218H47V223L51 224L52 223V214L53 212H56V209L54 207H52V205H55L57 203V192ZM139 191V189H137ZM121 191H131V189H121ZM184 191H191V189H185ZM198 191L202 192L204 195V198L207 199L208 198V193L204 192L203 189H199ZM113 195H115V193H112ZM157 196L162 195V193L157 192L156 193ZM85 201H81V205L85 203ZM135 203H138V201H136ZM176 203V201H170L167 204L168 208H172L173 204ZM60 211H63V209L61 208ZM77 211L76 208L72 209V212L75 213ZM160 212H163L164 209H160ZM204 212H208L209 209L207 207H205L203 209ZM57 214H59V212H57ZM142 216L141 212H136L134 214V218L138 221L140 220ZM151 216L153 217V219H157L158 218V212L157 211H153L151 213ZM125 218H127L128 220H132L133 219V214L128 212V211H124L121 210L120 214H119V219L121 221H123ZM75 220V215H73L72 219H70L68 221V226L64 227L63 225H61V227L63 228V232L65 233L64 235L59 236L53 243L52 247H51V253H52V257L49 260V264H55L56 261V257L58 255V248L62 249L65 245H67L69 243L70 238H72V233L70 232V229L73 227V221ZM185 222L180 223L177 225L178 229H187L189 227H196L199 224L202 223V221L197 217L195 219H190V217L188 215H186L184 217ZM100 223H103V217H101ZM121 237L119 239V241H112L110 246L104 248L103 250L100 251H96L94 256L95 259L97 261V264H101V261L103 258H106L109 256L110 253H112L113 251H119V245H123L126 240L128 239V237H139L141 235V231L139 228L137 227H133L132 230L127 233V235L123 234V229H121ZM145 235H147V233H145ZM91 237V233L85 234L82 237L81 236H75L74 239L76 240H83V241H89ZM32 239L35 240L36 243H40L45 237H44V233H43V229L40 230V234L36 235L35 237H30ZM7 241V236L6 235H0V244H4ZM168 241V237H165L164 240H157L155 236H153L151 238V242L153 244H165ZM260 239L257 238L255 240V247H256V251L260 252V253H264V246H260ZM170 247L173 248H182V249H187L190 246V241H184L182 243L179 244H170ZM245 246L244 245H240L239 248L235 251V254L230 256L228 259H225L222 261V264H235L237 258L240 259H245L247 257H252L255 255V252L249 250L247 251L246 257L244 255H242L241 249H244ZM77 256H81L84 255V253H77ZM29 262L28 264H38V259L39 257L37 256V253L35 252H30L29 253ZM0 264H6V261L3 259H0ZM8 264H12V262H8ZM139 264H145V254L143 251H141L139 253ZM173 264H176V262L174 261Z\"/></svg>",
  "mask_w": 264,
  "mask_h": 264
},
{
  "label": "water",
  "instance_id": "obj_4",
  "mask_svg": "<svg viewBox=\"0 0 264 264\" xmlns=\"http://www.w3.org/2000/svg\"><path fill=\"white\" fill-rule=\"evenodd\" d=\"M231 27L233 28H237L235 25H232ZM264 20H262L261 24L258 26V28H256L254 30V32L248 36V37H241V39H247L249 38L250 40H252L253 44L255 43H259L263 38H264ZM201 116H206L204 113L200 114V116L198 118H193L192 115L189 116V119H190V124L196 122V131H195V134L196 135H201V129L202 127H205L209 122H207V124H203V123H200L199 122V118ZM223 159H224V162L227 166H229L228 168H236L237 166H239L240 164L242 163H245V161L242 159H240L238 162L236 161H231V160H226L225 159V155L223 154ZM212 171H216L215 167H212L211 169ZM201 172L200 175L206 173L205 171H199ZM223 173L220 174V176L222 175ZM262 198V195H258L257 199L260 200ZM203 202H204V198L203 197H200L199 198V215H198V218L203 221L205 219V212L203 211L204 207H203ZM248 215H249V212H248ZM210 259V258H209ZM208 259V260H209Z\"/></svg>",
  "mask_w": 264,
  "mask_h": 264
}]
</instances>
